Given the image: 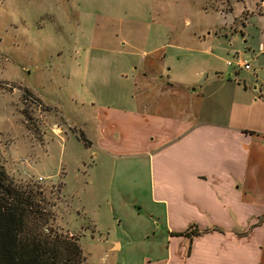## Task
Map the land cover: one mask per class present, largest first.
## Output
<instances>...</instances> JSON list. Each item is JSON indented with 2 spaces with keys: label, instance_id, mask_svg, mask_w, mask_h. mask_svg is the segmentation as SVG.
<instances>
[{
  "label": "rangeland",
  "instance_id": "rangeland-1",
  "mask_svg": "<svg viewBox=\"0 0 264 264\" xmlns=\"http://www.w3.org/2000/svg\"><path fill=\"white\" fill-rule=\"evenodd\" d=\"M260 6V0H0V194L9 187L29 192V210L41 214L29 216V233L74 242L77 264H148L145 258L159 264L167 235L150 220L163 212L151 203L149 163L90 148L87 139L98 138L96 108L128 104L132 71L153 44L151 26L210 29L221 20L228 36L214 59L220 78L194 74L206 62L188 73L193 88L206 81L200 117L229 123L231 112L232 125L263 135ZM237 53L250 71L226 65ZM173 69L187 74L180 64ZM247 171L254 182L244 199L264 207V153L253 152ZM111 240L121 250H109Z\"/></svg>",
  "mask_w": 264,
  "mask_h": 264
},
{
  "label": "crops",
  "instance_id": "crops-1",
  "mask_svg": "<svg viewBox=\"0 0 264 264\" xmlns=\"http://www.w3.org/2000/svg\"><path fill=\"white\" fill-rule=\"evenodd\" d=\"M260 2L264 8V0ZM225 26L219 20L210 29L199 24L184 30L163 24L147 29L148 46L153 44L139 55L132 71V98L127 105L97 106L98 138L86 137L90 148L107 157L147 159L151 203L163 212L150 220L167 235L159 264H264V207L244 199L253 191L247 169L253 152L264 153V134L255 137L232 125L231 112L229 123L204 121L200 116L206 81L197 88L187 81L198 62L207 65L195 75L205 74L207 80L220 74L214 59L225 50L220 42L228 36ZM178 64L186 76L173 75ZM236 91L234 85L231 110ZM261 177L259 173L256 180ZM189 226L218 227L224 233L193 239L187 256L188 241L170 233ZM108 244L109 250L117 246L115 252L123 246L118 240ZM246 252L249 255L242 257ZM143 262L152 264L147 258Z\"/></svg>",
  "mask_w": 264,
  "mask_h": 264
},
{
  "label": "trees",
  "instance_id": "trees-1",
  "mask_svg": "<svg viewBox=\"0 0 264 264\" xmlns=\"http://www.w3.org/2000/svg\"><path fill=\"white\" fill-rule=\"evenodd\" d=\"M32 214L41 219L38 210H29V192L25 194L9 187L0 194V264H77L74 260L80 259V249L74 242L39 231L29 233L27 225ZM210 232L224 233L218 227L198 230L196 226H189L183 232L170 233V236L188 241V256L193 239Z\"/></svg>",
  "mask_w": 264,
  "mask_h": 264
},
{
  "label": "built area",
  "instance_id": "built-area-1",
  "mask_svg": "<svg viewBox=\"0 0 264 264\" xmlns=\"http://www.w3.org/2000/svg\"><path fill=\"white\" fill-rule=\"evenodd\" d=\"M226 65L228 67H235L237 71L239 70H245V71H250V63L247 60H244L240 54H236L234 59L232 61H227ZM69 237L71 235H68Z\"/></svg>",
  "mask_w": 264,
  "mask_h": 264
}]
</instances>
